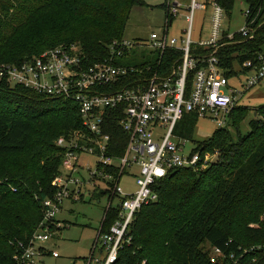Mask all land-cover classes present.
<instances>
[{
    "label": "trees",
    "instance_id": "obj_1",
    "mask_svg": "<svg viewBox=\"0 0 264 264\" xmlns=\"http://www.w3.org/2000/svg\"><path fill=\"white\" fill-rule=\"evenodd\" d=\"M237 1L248 6L250 34H239L220 47L228 77L250 71L242 64L247 60L258 64V54H264V0H216L227 15ZM143 4V0H0V67L72 44L89 62L104 59L113 40L123 38L133 9ZM181 55L168 48L162 58L154 53L135 65L149 63L157 69L161 61L167 71ZM192 83L190 73L188 89ZM245 110L248 113V108L238 106L230 114V124L239 132L237 141L228 127H220L196 148L218 152L211 167L200 174L193 168L173 169L156 182L157 200L136 211L129 227L131 240L123 244L113 264H233L230 255H239L240 248L264 245V105L254 111L250 132L242 135ZM198 119L196 113H186L176 134L192 140ZM81 127L76 102L12 86L0 78V264H17L14 255L20 244L30 242L44 218L43 200L54 195L52 182L63 160L56 139ZM108 132L112 153L122 155L128 136L117 121ZM116 219L117 211L108 210L101 231ZM247 260L264 264V251H252Z\"/></svg>",
    "mask_w": 264,
    "mask_h": 264
},
{
    "label": "built area",
    "instance_id": "obj_2",
    "mask_svg": "<svg viewBox=\"0 0 264 264\" xmlns=\"http://www.w3.org/2000/svg\"><path fill=\"white\" fill-rule=\"evenodd\" d=\"M190 0L184 5L179 0H168L162 32H152L149 43L130 39H115L110 44V55L89 62L76 44L60 45L43 51L38 56L20 63L0 67V78L10 85H23L47 97L72 100L79 105L82 127L56 139L63 150L60 172L52 185L56 191L43 200L44 218L28 244H20L15 253L17 264H38L46 252L42 244L54 237L63 223L57 219L65 201H85L107 198L104 210L117 211V219L110 228L99 230L87 264H113L124 243L130 242V224L137 210L158 198L156 182L170 170L198 169L206 165V151L189 148L190 139L176 134L178 123L186 113L210 118L219 127H225L230 114L238 107L237 93L230 87L228 69L222 65L218 51L223 44L232 43L237 35L247 37L250 26L235 33L225 26L228 17L216 0ZM186 6L188 29L185 37L169 36L170 27L180 9ZM211 9V28L207 38L193 40L192 26L196 9ZM250 14L246 12V18ZM168 48L180 50L182 55L169 70L164 71L161 61L155 69L145 62L154 53L162 58ZM199 48L209 53L198 52ZM146 55L140 61L135 55ZM257 62L247 60L242 67L252 74L244 90L264 81V54ZM193 83L187 87L188 75ZM117 121L128 136L122 155L112 153V137L108 132ZM133 177L135 191H126L122 180ZM16 191V188L13 189ZM105 191L104 194L99 195ZM38 199H40L38 197ZM101 228V227H100ZM100 245V246H99ZM99 246V248H98ZM99 255L95 256L97 252ZM240 254H231L233 264H250L247 255L264 251V245L240 248ZM217 255H222L215 249ZM58 257L57 251L51 252ZM256 262V256L252 259Z\"/></svg>",
    "mask_w": 264,
    "mask_h": 264
},
{
    "label": "rangeland",
    "instance_id": "obj_3",
    "mask_svg": "<svg viewBox=\"0 0 264 264\" xmlns=\"http://www.w3.org/2000/svg\"><path fill=\"white\" fill-rule=\"evenodd\" d=\"M143 1L145 4L136 6L131 12L123 38L147 44L150 42L152 32H162L166 19V10L163 5L168 0ZM179 1L184 5H189L190 3V0ZM198 2L205 3L206 1L198 0ZM247 10L248 6L246 3L240 1L235 3L232 13L228 15L225 21V26L230 32H238L246 26ZM188 13L189 11L186 10V6L180 9L179 15L175 17L173 25L170 27L169 36L177 38L186 36L184 31L188 29L186 22V15ZM210 16V8L206 11L203 9L195 10L192 26L193 40H198L200 35L202 38L208 37L211 28ZM143 57H145V54L142 56L135 55L137 61H140ZM240 69L241 67L236 64L235 70L239 72ZM251 74L252 71L250 70L239 72L237 76L230 77V87L242 92V94L237 93L238 106L248 108L249 110L248 113L245 110L247 117L240 124V134L242 135L250 132L249 122L255 117L254 111H256V108L264 105V81L248 90L243 89V85L247 83V79ZM231 120L230 115V120L225 127L231 130L234 140L237 141L239 132L235 130L236 127L231 126ZM218 128L220 127L214 120L199 117L194 128L193 138L190 140L188 147H197L199 143L212 137ZM206 154L209 156L208 161L206 165H201L196 169L198 174L211 167L218 159L217 151L206 150ZM122 186L126 191L136 190L133 177H124ZM106 205V197H102L100 202L98 199L90 200L89 198L85 201H65L63 210L57 215V219L62 221L65 228L57 231L53 238L42 244L47 250L38 264H87L102 224ZM262 218L264 219V214ZM204 247L206 249L207 245H204ZM52 251H57L59 256L54 257L51 253ZM98 255L97 250L95 256Z\"/></svg>",
    "mask_w": 264,
    "mask_h": 264
},
{
    "label": "crops",
    "instance_id": "obj_4",
    "mask_svg": "<svg viewBox=\"0 0 264 264\" xmlns=\"http://www.w3.org/2000/svg\"><path fill=\"white\" fill-rule=\"evenodd\" d=\"M59 220V219H58ZM60 221V220H59ZM103 221V220H102ZM62 222V221H61Z\"/></svg>",
    "mask_w": 264,
    "mask_h": 264
},
{
    "label": "water",
    "instance_id": "obj_5",
    "mask_svg": "<svg viewBox=\"0 0 264 264\" xmlns=\"http://www.w3.org/2000/svg\"><path fill=\"white\" fill-rule=\"evenodd\" d=\"M256 115V114H255Z\"/></svg>",
    "mask_w": 264,
    "mask_h": 264
}]
</instances>
